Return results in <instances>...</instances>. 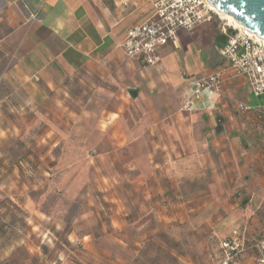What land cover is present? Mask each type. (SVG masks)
<instances>
[{
	"label": "rangeland",
	"instance_id": "374dc122",
	"mask_svg": "<svg viewBox=\"0 0 264 264\" xmlns=\"http://www.w3.org/2000/svg\"><path fill=\"white\" fill-rule=\"evenodd\" d=\"M203 25L225 32L234 27L216 14ZM216 62V53L207 60L209 65ZM76 82L70 83L72 90ZM77 84L78 97L105 102ZM171 99L175 108L168 113L173 120L169 125L153 123L156 118L136 103L121 125L126 140L102 139L105 126L99 123L64 124L57 117L66 111L51 106L40 109L43 118L33 124L14 123L17 131L8 117L0 118V264H212L206 244L218 264L220 242L231 237L246 250L237 264H255L251 245L263 237L248 236L245 230L234 235L232 230L240 229L237 214L215 225L217 239L211 230L197 229V213L191 214L192 226L181 222V214L167 222L165 211L155 205L163 200L180 204L187 194L202 193L205 198L213 191L211 176L229 180L233 165H245L244 156L234 154L233 141L236 138L242 148L250 143L245 135L252 130L240 122H248L251 115L239 113L234 102L244 98L230 101L232 122L217 116L211 123L201 119L204 114L184 111L180 93ZM203 131L216 135L198 139ZM169 134L174 136L167 138ZM186 143L191 146L184 154L181 146ZM201 165L215 172H206L205 178L197 170ZM184 166L190 167L195 182L181 188L176 184ZM217 191L223 193L220 200L229 196L231 204L243 208L242 188L228 181Z\"/></svg>",
	"mask_w": 264,
	"mask_h": 264
},
{
	"label": "crops",
	"instance_id": "0c3cea01",
	"mask_svg": "<svg viewBox=\"0 0 264 264\" xmlns=\"http://www.w3.org/2000/svg\"><path fill=\"white\" fill-rule=\"evenodd\" d=\"M154 18L153 5L148 0H44L42 6L38 0H0V118L8 117L12 130L17 131L14 123L33 124L43 118L40 109L51 106L57 111H66L64 116H56L64 124L99 123L105 126L100 133L102 139L126 140L128 137L121 125L131 116L136 103H140L156 118L153 123L169 125L173 120L168 113L175 108L172 94H181L183 106V93L190 88V77H203L218 68H228L218 53L226 36L210 25L199 26L192 32L181 30L174 43L158 49V67H145L140 61L127 60L119 48L127 31ZM213 51L217 62L209 65L207 60L215 54ZM73 80L77 82L72 90ZM77 83L83 91L101 95L105 102L93 100L92 96L78 97ZM235 97L245 100L234 101L236 110L251 115V119L246 118L248 122H240L252 130L245 135L250 143L245 142L247 147L242 148L233 139L234 154L244 156L245 165L239 168L232 163L229 180L211 176L213 191L205 194V198L202 193L187 194L180 204L163 200L155 205L165 211L167 222H175L181 214V222L191 225V214L197 213V229H209L217 239L215 225L237 214L240 229L232 230L236 232L234 235L245 230L248 236L258 234L264 239V122L255 112L243 113L237 107L240 103L261 108L264 101L250 95L244 79L226 71L219 96L203 95L195 103L196 109L188 113L204 114L201 119L209 123L217 116L232 122L230 101ZM238 120L235 119V124ZM215 135L214 131H203L198 139L207 140ZM185 137L190 138L187 132ZM190 146L187 143L181 146L182 152L185 154ZM215 148L214 142L213 149L221 150ZM108 153L109 150L96 154ZM206 166L197 169L205 178L206 172H215ZM182 173L181 183L176 181V186L193 185L190 167H182ZM228 181L233 188L244 190L243 208H238V203L231 204L229 196L227 200H220L223 193L217 194V188L221 184L226 186ZM205 249L207 258L214 264L216 260L207 244Z\"/></svg>",
	"mask_w": 264,
	"mask_h": 264
},
{
	"label": "built area",
	"instance_id": "2783aa9c",
	"mask_svg": "<svg viewBox=\"0 0 264 264\" xmlns=\"http://www.w3.org/2000/svg\"><path fill=\"white\" fill-rule=\"evenodd\" d=\"M38 1L42 6L44 0ZM148 1L153 5L155 18L131 27L125 41L119 45L127 60L140 61L145 67L159 66L158 49L174 43L179 31L192 32L209 23L215 14L207 0ZM223 32L226 42L218 53L228 68H218L209 75L191 78L190 88L183 97L184 111H194L195 103L205 94L219 96L226 71H232L236 77L244 79L250 95L264 101V41L245 28L232 27V31ZM237 107L243 113L255 112L264 122V106L253 108L239 103ZM251 247L256 251L255 264H264V239ZM220 250L222 257L218 264H237L241 254L246 251L237 237L221 241Z\"/></svg>",
	"mask_w": 264,
	"mask_h": 264
},
{
	"label": "water",
	"instance_id": "95a60500",
	"mask_svg": "<svg viewBox=\"0 0 264 264\" xmlns=\"http://www.w3.org/2000/svg\"><path fill=\"white\" fill-rule=\"evenodd\" d=\"M221 14L230 15L264 41V0H207Z\"/></svg>",
	"mask_w": 264,
	"mask_h": 264
},
{
	"label": "bare ground",
	"instance_id": "6f19581e",
	"mask_svg": "<svg viewBox=\"0 0 264 264\" xmlns=\"http://www.w3.org/2000/svg\"><path fill=\"white\" fill-rule=\"evenodd\" d=\"M210 7H211V9L214 11V13L216 15H218L221 18H223L224 20L230 22L234 27H236V28H238V27L239 28H244L243 26H241L240 24H238L237 22H235V20H234V18L232 16L226 15V14H221V13L217 12L216 9L214 7H212L211 5H210ZM250 34L254 35L253 33H250Z\"/></svg>",
	"mask_w": 264,
	"mask_h": 264
},
{
	"label": "trees",
	"instance_id": "16d2710c",
	"mask_svg": "<svg viewBox=\"0 0 264 264\" xmlns=\"http://www.w3.org/2000/svg\"><path fill=\"white\" fill-rule=\"evenodd\" d=\"M220 250V249H219ZM220 256L222 257V255H221V250H220Z\"/></svg>",
	"mask_w": 264,
	"mask_h": 264
}]
</instances>
